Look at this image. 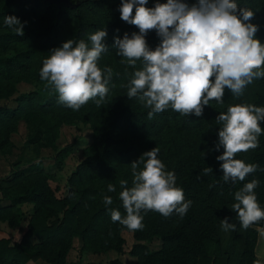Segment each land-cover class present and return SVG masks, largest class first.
<instances>
[{
  "label": "trees",
  "instance_id": "trees-1",
  "mask_svg": "<svg viewBox=\"0 0 264 264\" xmlns=\"http://www.w3.org/2000/svg\"><path fill=\"white\" fill-rule=\"evenodd\" d=\"M69 1L74 5H57L46 0H0V101L15 92L18 82L38 85L34 91L18 94L16 107L0 106V148L8 142V123L19 118L32 123L29 143L43 141L55 147L59 127L66 119L88 125L92 138L91 143L82 149V158L69 178L71 188L67 196L48 200L49 207L60 213V220L49 224L39 214H31L26 224L27 235L20 243L11 245L8 238H0V264H26L31 258L32 239L40 241L35 251L50 264H63L74 234L83 239L84 248L95 236L97 245L94 251H121L123 240L119 229L107 220L111 219L113 209L119 210L122 217L126 215L119 199L123 190L120 181H127L131 187V163L155 147L160 149L158 159L165 164L167 171L175 173L177 186L184 190L185 200H191L192 204L183 217L175 212L169 217L155 211L141 212L144 228L133 231L134 237H157L163 245L150 251L135 244L132 253L138 255L136 264H228L229 250L222 244L218 224L232 212L231 206L236 203L235 192L253 179L259 181L255 192L264 209V134L258 137L259 147L236 156L246 164L259 165L257 171L244 181L225 183L222 162L216 159L224 151L223 148L216 150L219 128L222 127L216 123V117L237 104L264 107V79H255L239 97L226 89L223 103L210 101L202 117L182 116L169 108L149 119L150 109L142 106L138 98L127 97L126 86L132 73L141 68V62H137L135 69L126 61L122 64L123 58L116 55L114 47L116 37L122 39L126 32L131 36L139 31L121 20V0ZM155 2L149 0L147 6L153 7ZM159 2L166 3L167 0ZM186 2L191 5L197 0ZM236 2L239 7L255 13L250 22L259 26L256 38L264 43V0ZM6 16H15L22 23L26 22L23 36L15 34L4 24ZM97 30L108 33L105 40L108 52L102 54L98 66L112 68L109 93L100 106L90 100L74 111L58 102V93L41 80L40 71L53 49L68 40L87 41L88 36ZM146 39L153 50L160 43L155 31ZM260 127L264 129V122ZM69 149L66 147L62 155H66ZM40 166V161L28 162L12 172L10 181L15 186L7 191L8 199L16 204L42 200L44 190L37 178ZM207 167H211L212 172L202 175ZM142 168L140 165L137 170ZM109 184L115 186V192L108 191ZM105 196L112 198L111 205L104 204ZM12 217V214L7 216L10 223H13ZM256 227L264 229V220L244 230L235 264H256ZM92 247L90 244L87 248ZM109 264L121 263L113 260Z\"/></svg>",
  "mask_w": 264,
  "mask_h": 264
},
{
  "label": "clouds",
  "instance_id": "clouds-1",
  "mask_svg": "<svg viewBox=\"0 0 264 264\" xmlns=\"http://www.w3.org/2000/svg\"><path fill=\"white\" fill-rule=\"evenodd\" d=\"M148 3L121 0V20L139 31L131 36L126 32L122 39L116 37L114 47L116 55L123 58L122 64L126 61L135 69L141 62L126 86L127 97L138 98L150 109L149 119L169 108L182 116L202 117L210 101L223 103L226 89L239 97L255 79H264V43L256 38L259 26L250 22L255 18L252 10L239 7L236 0H197L191 5L186 0H156L153 7ZM25 23L15 16L4 18V24L19 36L24 35ZM152 31L160 38L154 50L146 39ZM107 35V31L97 30L87 41L68 40L43 61L41 80L58 93V102L67 108L78 111L90 100L100 106L108 96L112 68L98 66L102 54L108 52ZM261 122L264 107L251 104L230 106L216 117V123L222 125L216 150H224L216 159L222 162L225 183L244 181L257 171L259 165L246 164L236 156L259 147L258 137L264 134ZM159 152L155 147L131 163L132 186L120 181L123 190L119 199L126 215L111 210L113 223L138 231L144 228L142 211H155L164 217L174 212L183 217L188 212L192 201L185 200L175 173L167 171L158 159ZM140 165L143 168L138 171ZM212 170L204 168L202 175ZM258 185L253 179L235 192L231 211L244 230L264 220L255 192ZM108 191L115 192V186L109 184ZM103 202L107 206L113 200L105 196ZM231 219L221 221L223 231L236 230Z\"/></svg>",
  "mask_w": 264,
  "mask_h": 264
},
{
  "label": "rangeland",
  "instance_id": "rangeland-1",
  "mask_svg": "<svg viewBox=\"0 0 264 264\" xmlns=\"http://www.w3.org/2000/svg\"><path fill=\"white\" fill-rule=\"evenodd\" d=\"M38 88L35 82H18L15 84V92L9 97L0 101V106L12 109L17 106L15 98L23 92L34 91ZM8 142L5 147L0 148V238H8L10 244L20 243L27 235L26 224L31 214L37 213L41 219L49 224H55L60 220V213L55 212L48 205L50 198H64L71 188L69 178L77 163L82 158V149L91 143V131L89 126L81 122L69 121L66 119L59 127L56 138V146L51 147L41 141L29 143L28 137L33 132L31 122L23 118L8 123ZM69 146L68 153L62 155V151ZM40 161V172L37 178L44 190L42 200L32 203H13L7 197V191L11 190V176L14 170L25 166L28 162ZM12 214L13 223H10L7 216ZM233 211L227 216L231 217V223L236 225L235 231H223L221 222L218 224V232L224 247L229 250L228 264H235L237 253L240 250V242L244 235V229L235 218ZM107 223H113L111 219ZM119 229V236L122 237L121 251L106 249L94 251L97 245L95 236L87 241L84 248V241L79 235H72L68 249L65 253L63 264H109L110 261L118 260L121 264H136L138 255L132 253L135 244L142 245L150 251L162 248L160 238L136 239L133 231L122 227L119 222L114 223ZM40 241L32 239L31 258L26 264H50L49 261L38 251H35ZM233 244V245H232Z\"/></svg>",
  "mask_w": 264,
  "mask_h": 264
},
{
  "label": "crops",
  "instance_id": "crops-1",
  "mask_svg": "<svg viewBox=\"0 0 264 264\" xmlns=\"http://www.w3.org/2000/svg\"><path fill=\"white\" fill-rule=\"evenodd\" d=\"M256 229L257 237L254 246L256 264H264V235H261V232H264V229L261 227H256Z\"/></svg>",
  "mask_w": 264,
  "mask_h": 264
},
{
  "label": "water",
  "instance_id": "water-1",
  "mask_svg": "<svg viewBox=\"0 0 264 264\" xmlns=\"http://www.w3.org/2000/svg\"><path fill=\"white\" fill-rule=\"evenodd\" d=\"M50 3H54V4H60V3H64L67 6H73L74 4L72 2H70L69 0H46Z\"/></svg>",
  "mask_w": 264,
  "mask_h": 264
}]
</instances>
